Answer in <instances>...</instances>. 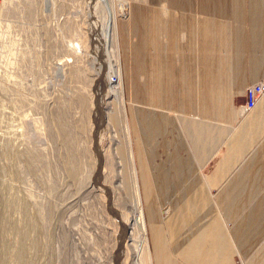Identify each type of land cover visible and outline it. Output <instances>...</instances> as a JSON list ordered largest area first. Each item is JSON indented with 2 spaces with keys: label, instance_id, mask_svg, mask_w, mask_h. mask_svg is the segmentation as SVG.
Here are the masks:
<instances>
[{
  "label": "rangeland",
  "instance_id": "1",
  "mask_svg": "<svg viewBox=\"0 0 264 264\" xmlns=\"http://www.w3.org/2000/svg\"><path fill=\"white\" fill-rule=\"evenodd\" d=\"M125 1H0V264H135L123 227L130 222L126 214L132 200L125 124L148 246V224L153 246L159 231L152 227L155 219L161 216L163 221L165 216V227H173L178 207L183 205V213L191 207L189 186L177 202L176 189L163 187L161 205L152 165L158 180L163 173L173 176V166L143 161L138 151L135 156L129 106L135 104L137 81L141 82V59L144 70L153 59L150 51L139 57L124 49L120 27L123 21L130 22L131 7L152 0H128L120 15ZM110 5L117 27L119 79L108 48L104 50L99 42L100 23ZM153 9L143 8L149 20ZM129 26L134 27V22ZM157 37L164 40L161 34ZM131 39L135 49L137 41ZM116 80L122 88L123 109L111 91ZM103 86L116 139L105 124L96 126ZM242 102L234 109L232 131L208 163H192L200 182L192 196L201 206L203 194L210 190L227 229L264 191V94L245 113L240 110ZM169 128L167 123V132ZM164 139H171L170 134ZM156 150L169 163L165 160L169 148ZM180 172L188 176L185 169ZM235 262L242 264L237 257ZM141 264H148L146 257Z\"/></svg>",
  "mask_w": 264,
  "mask_h": 264
},
{
  "label": "crops",
  "instance_id": "2",
  "mask_svg": "<svg viewBox=\"0 0 264 264\" xmlns=\"http://www.w3.org/2000/svg\"><path fill=\"white\" fill-rule=\"evenodd\" d=\"M149 6L156 7L151 20L143 10ZM131 21L134 27L129 26ZM127 22L120 27L122 47L139 57L150 51L153 59L146 70L141 59V82L137 81L135 104L129 106L135 156L138 151L143 161L173 166L174 175L163 173L157 184L165 190L175 188V202L189 186L194 199L184 213L183 205L178 207L173 227H165L161 216L155 219L152 227L159 231L153 246L144 211L151 264H236V257L242 264H264V191L228 229L210 190L203 194L201 206L192 196L200 184L192 163H208L233 129L243 89L264 79V0H152L131 7ZM131 37L139 41L135 49ZM166 134L171 139H164ZM158 146L169 148L165 157L169 163L160 158ZM136 163L138 168L137 157ZM152 187L156 194L154 182Z\"/></svg>",
  "mask_w": 264,
  "mask_h": 264
},
{
  "label": "bare ground",
  "instance_id": "3",
  "mask_svg": "<svg viewBox=\"0 0 264 264\" xmlns=\"http://www.w3.org/2000/svg\"><path fill=\"white\" fill-rule=\"evenodd\" d=\"M114 9L113 6H109V13L106 16H103L102 22L100 23L101 29H100V38L99 42L100 47L107 49L108 48V54H110L112 57V62L114 66V73L116 74L117 78H120V66H119V57H118V51H117V39H116V22H115V15H114ZM95 35V34H94ZM109 65V64H108ZM112 65V64H111ZM109 70V69H108ZM117 79V80H118ZM116 80V81H117ZM105 83V82H104ZM111 86V91L114 92V97L119 103L120 109H123L124 104H123V98L121 95V84L120 81H117L116 84L110 85ZM104 88V86H103ZM106 87L104 88V93H103V101L99 103V106L97 107L96 113H95V118H96V126L99 127L102 124H105V126L109 129V132L112 134V138L116 139L115 134L112 130V127L110 125V117H109V110L106 111V105L108 102H106ZM98 100V99H97ZM97 129V131H98ZM125 131L127 132V146H128V153H129V166H130V177H131V183H132V200L130 202L128 213L126 216H128L127 219L130 220V222L123 223L124 230H126V233L128 235V239H130V244H128L130 247L134 249V251L131 253V260L135 264H141V260L143 257L147 258L148 264H151V256H150V249L148 246V240H147V233H146V225H145V219H144V213L142 209V204H141V199H140V194H139V188H138V179H137V174H136V167L134 166L133 162V155L131 151V146H130V138L128 135V127L127 124H125ZM98 144V143H97ZM99 153V152H98ZM99 156V160L102 159V156ZM117 167H120V163H116ZM152 165V175L154 177L155 183H156V190L158 197L160 199L161 205H163V196H162V188L163 186H160L157 184V174L155 173V168ZM190 191V190H189ZM159 192H161L159 194ZM166 204V203H165ZM168 216V212H166ZM164 218H166L164 216ZM164 220V219H163ZM128 241V240H127Z\"/></svg>",
  "mask_w": 264,
  "mask_h": 264
},
{
  "label": "built area",
  "instance_id": "4",
  "mask_svg": "<svg viewBox=\"0 0 264 264\" xmlns=\"http://www.w3.org/2000/svg\"><path fill=\"white\" fill-rule=\"evenodd\" d=\"M113 80L114 78L111 79V81ZM263 94H264V80L261 79L247 85L243 89L244 100L240 105L241 112L245 113L247 111H250Z\"/></svg>",
  "mask_w": 264,
  "mask_h": 264
}]
</instances>
